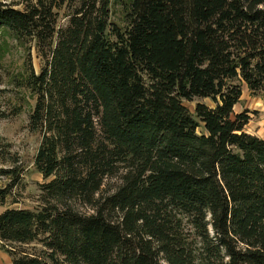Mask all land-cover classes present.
<instances>
[{
  "label": "trees",
  "instance_id": "trees-1",
  "mask_svg": "<svg viewBox=\"0 0 264 264\" xmlns=\"http://www.w3.org/2000/svg\"><path fill=\"white\" fill-rule=\"evenodd\" d=\"M113 1L124 28L111 0H77L60 28L66 0L0 2V57L10 39L42 61L16 80L46 180L36 208L0 213L1 247L12 264H264V139L233 111L241 82L264 94V0ZM0 173L4 205L20 172Z\"/></svg>",
  "mask_w": 264,
  "mask_h": 264
},
{
  "label": "rangeland",
  "instance_id": "rangeland-1",
  "mask_svg": "<svg viewBox=\"0 0 264 264\" xmlns=\"http://www.w3.org/2000/svg\"><path fill=\"white\" fill-rule=\"evenodd\" d=\"M0 2L12 4L18 9H22L25 4V0H0ZM76 5L77 0H66L58 9L57 28L64 27L68 23V14ZM109 20L124 28L126 26L124 6L111 0ZM8 41L9 46L0 57V170L16 168L20 172V179L13 187L6 203L0 204V210L3 207L34 209L39 204V184L46 181L33 165L41 136L40 133L29 129V114L34 106L35 97L21 88L16 78L25 72L26 65L29 64L28 60H31L36 73L40 71L42 61L34 46L28 53L26 48L19 46L15 41L10 39ZM241 92L233 111L239 113L248 110L250 119L244 130L264 139V94L251 93L244 82H241ZM197 102L214 106L209 98L199 97L192 101L183 100V105L193 112ZM197 131L200 132L201 128ZM9 181L8 175L0 173V187L6 186ZM109 182L111 185L115 179H110ZM36 246L38 249L39 245ZM27 248L33 247L29 245ZM0 264H12L1 243Z\"/></svg>",
  "mask_w": 264,
  "mask_h": 264
},
{
  "label": "crops",
  "instance_id": "crops-1",
  "mask_svg": "<svg viewBox=\"0 0 264 264\" xmlns=\"http://www.w3.org/2000/svg\"><path fill=\"white\" fill-rule=\"evenodd\" d=\"M235 105H236V104H235ZM235 105H234V106H235ZM5 208H6V207H3V208L0 210V213H1Z\"/></svg>",
  "mask_w": 264,
  "mask_h": 264
}]
</instances>
